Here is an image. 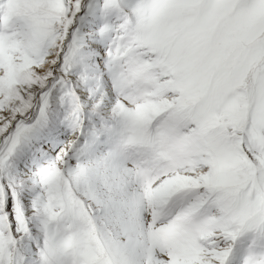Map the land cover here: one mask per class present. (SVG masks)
Returning a JSON list of instances; mask_svg holds the SVG:
<instances>
[{"label": "snow or ice", "instance_id": "obj_1", "mask_svg": "<svg viewBox=\"0 0 264 264\" xmlns=\"http://www.w3.org/2000/svg\"><path fill=\"white\" fill-rule=\"evenodd\" d=\"M0 264H264V0H0Z\"/></svg>", "mask_w": 264, "mask_h": 264}]
</instances>
